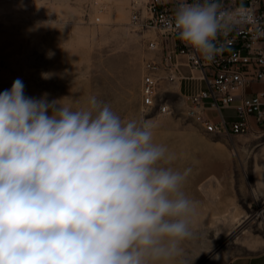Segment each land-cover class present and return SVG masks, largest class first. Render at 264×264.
I'll return each instance as SVG.
<instances>
[{"label":"clouds","instance_id":"obj_1","mask_svg":"<svg viewBox=\"0 0 264 264\" xmlns=\"http://www.w3.org/2000/svg\"><path fill=\"white\" fill-rule=\"evenodd\" d=\"M255 22L243 5L175 0L169 26L211 62L221 37ZM46 97L19 78L0 93V264H191L196 202L152 122L96 96Z\"/></svg>","mask_w":264,"mask_h":264},{"label":"rangeland","instance_id":"obj_2","mask_svg":"<svg viewBox=\"0 0 264 264\" xmlns=\"http://www.w3.org/2000/svg\"><path fill=\"white\" fill-rule=\"evenodd\" d=\"M133 1L0 0V93L19 78L27 97L47 94L48 101L64 99L80 107L96 96L125 120L152 122L154 142L174 154L172 167L187 171L184 190L196 202L191 264H225L263 252L264 135L204 132L187 117L180 91L165 83L160 88L170 89L175 112L159 115L143 108L144 63L154 56L148 41L158 32L131 24ZM182 71L190 74L187 67ZM197 87L185 81V91ZM262 88L254 84L248 90ZM233 112L223 110L226 116ZM252 124L261 128L254 118ZM247 213L248 227L234 236L237 242L227 241L224 232Z\"/></svg>","mask_w":264,"mask_h":264},{"label":"built area","instance_id":"obj_3","mask_svg":"<svg viewBox=\"0 0 264 264\" xmlns=\"http://www.w3.org/2000/svg\"><path fill=\"white\" fill-rule=\"evenodd\" d=\"M221 3L225 8L243 5L254 13L256 22L239 26L227 37H221L224 50L208 62L180 41L170 28L175 0L133 1L131 24L158 32L148 41V49L154 56L144 63L142 105L159 115L172 114L175 109L170 89L161 90V84L173 86L195 81L199 87L183 96L187 101L185 113L204 132L227 137L264 135V0H221ZM184 66L189 68V75L183 73ZM254 84L263 88L249 92ZM224 109H233V115L226 116ZM211 111L217 114L212 117ZM252 118L260 129L254 128Z\"/></svg>","mask_w":264,"mask_h":264},{"label":"crops","instance_id":"obj_4","mask_svg":"<svg viewBox=\"0 0 264 264\" xmlns=\"http://www.w3.org/2000/svg\"><path fill=\"white\" fill-rule=\"evenodd\" d=\"M180 61H184V58L179 57ZM186 67V66H184ZM188 68V67H187ZM175 88L177 91H180V94L182 96L189 95L192 93L191 91H185V81H182L176 85L170 86V89ZM225 264H264V251L253 254V255H242V256H236L231 259H229Z\"/></svg>","mask_w":264,"mask_h":264},{"label":"bare ground","instance_id":"obj_5","mask_svg":"<svg viewBox=\"0 0 264 264\" xmlns=\"http://www.w3.org/2000/svg\"><path fill=\"white\" fill-rule=\"evenodd\" d=\"M263 170H264V166H263ZM217 182H219V180H217ZM263 210L264 209L260 210L259 212L261 213ZM243 218L244 219L239 220L237 226H235L234 228H232L230 230H226L224 232L223 236L227 241L231 240L232 242H237L236 238L234 239V236H236V234H238L240 231H242L248 225L247 220L250 218V215L247 213L246 215L243 216Z\"/></svg>","mask_w":264,"mask_h":264}]
</instances>
